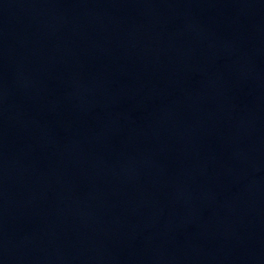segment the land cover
<instances>
[{
	"label": "water",
	"instance_id": "obj_1",
	"mask_svg": "<svg viewBox=\"0 0 264 264\" xmlns=\"http://www.w3.org/2000/svg\"><path fill=\"white\" fill-rule=\"evenodd\" d=\"M206 0H0V191L106 109Z\"/></svg>",
	"mask_w": 264,
	"mask_h": 264
}]
</instances>
